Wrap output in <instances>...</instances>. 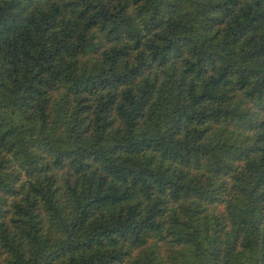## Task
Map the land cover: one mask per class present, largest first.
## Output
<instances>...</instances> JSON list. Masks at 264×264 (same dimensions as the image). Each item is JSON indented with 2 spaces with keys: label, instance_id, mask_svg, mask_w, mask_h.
Returning <instances> with one entry per match:
<instances>
[{
  "label": "trees",
  "instance_id": "1",
  "mask_svg": "<svg viewBox=\"0 0 264 264\" xmlns=\"http://www.w3.org/2000/svg\"><path fill=\"white\" fill-rule=\"evenodd\" d=\"M0 264H264V0H0Z\"/></svg>",
  "mask_w": 264,
  "mask_h": 264
},
{
  "label": "rangeland",
  "instance_id": "2",
  "mask_svg": "<svg viewBox=\"0 0 264 264\" xmlns=\"http://www.w3.org/2000/svg\"><path fill=\"white\" fill-rule=\"evenodd\" d=\"M208 211H214V208H213V207L211 208V207L209 206Z\"/></svg>",
  "mask_w": 264,
  "mask_h": 264
}]
</instances>
